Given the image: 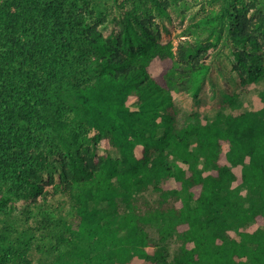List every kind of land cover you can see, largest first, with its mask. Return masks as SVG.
Listing matches in <instances>:
<instances>
[{
	"label": "trees",
	"instance_id": "1",
	"mask_svg": "<svg viewBox=\"0 0 264 264\" xmlns=\"http://www.w3.org/2000/svg\"><path fill=\"white\" fill-rule=\"evenodd\" d=\"M109 3L0 0V264H264V106L180 121L173 98L233 104L223 49L264 79V11L205 0L210 35L174 47L169 0Z\"/></svg>",
	"mask_w": 264,
	"mask_h": 264
},
{
	"label": "rangeland",
	"instance_id": "2",
	"mask_svg": "<svg viewBox=\"0 0 264 264\" xmlns=\"http://www.w3.org/2000/svg\"><path fill=\"white\" fill-rule=\"evenodd\" d=\"M264 0H253V2L259 6L251 7L248 14H252L257 16L259 13L264 11ZM100 4L95 7V14L92 17L96 20L98 17L102 16V14L108 10L109 0H97ZM207 9V3L205 0H169L168 10L170 13V21H166L167 29H160V39L162 41L171 40L174 47L180 40L184 38H199L202 41H205L210 32L208 29L202 27L199 22V18L204 9ZM106 9V10H105ZM158 23V21H157ZM160 24V23H159ZM211 37V36H210ZM209 37V38H210ZM217 59L220 61V66L222 69L221 75L217 78V87L221 90L227 91L228 93H232L236 96V100L233 104H230L224 108H220V106L216 103L212 104L211 102H203L198 105L193 98L190 88L180 89L179 91L173 92V98L180 107V121L187 114L192 111H198L200 118L203 122L213 118L218 110H222L223 112H242L245 110L258 109L264 106V99L261 96V91L264 89V79L255 82L242 81L240 78L236 76L234 71L232 70V59H231V51L228 49H223L217 56ZM148 72L151 75L157 74L160 69V62L158 58H154L147 67ZM92 76V72L88 74ZM60 85L61 88V96L62 103L61 106L66 107L67 101L70 98V92H65V86H67L64 82ZM61 102V101H60ZM193 147L196 148V145ZM201 166V163L199 164ZM237 178L240 176V167L233 168ZM45 178V177H44ZM238 183V180L234 181L233 186ZM241 193H246V188H241ZM123 204L121 202L118 203V211L122 210ZM257 224L255 222H248L244 226L241 227L242 230L246 231H254L257 228ZM171 250V248H170ZM123 264H154L149 260L139 259L137 257H133L128 262Z\"/></svg>",
	"mask_w": 264,
	"mask_h": 264
}]
</instances>
